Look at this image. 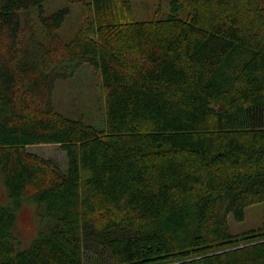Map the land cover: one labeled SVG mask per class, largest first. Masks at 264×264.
I'll return each mask as SVG.
<instances>
[{"label": "trees", "instance_id": "1", "mask_svg": "<svg viewBox=\"0 0 264 264\" xmlns=\"http://www.w3.org/2000/svg\"><path fill=\"white\" fill-rule=\"evenodd\" d=\"M262 1L172 0L187 18L134 21L129 0H89L64 42L67 7L43 16L45 0H0V176L13 201L0 204V264H85L98 247L107 262L90 264H264V217L241 234L224 217L264 201ZM83 63L100 74L101 130L52 104L54 81ZM36 144L58 145L66 167L26 150ZM23 200L46 219L26 248Z\"/></svg>", "mask_w": 264, "mask_h": 264}, {"label": "rangeland", "instance_id": "2", "mask_svg": "<svg viewBox=\"0 0 264 264\" xmlns=\"http://www.w3.org/2000/svg\"><path fill=\"white\" fill-rule=\"evenodd\" d=\"M89 0H45L43 3V16L65 8L68 12L55 33L64 42L70 41L82 24L86 13L84 3ZM131 4L132 18L134 21H147L154 18L164 19L169 16L185 19L188 17V9L179 4L172 3V0H129ZM264 4V0L262 1ZM35 10V11H34ZM38 7L29 13L30 22L34 23L35 33L39 40H45L49 36L45 29ZM26 11L21 10L22 16ZM22 25H25L22 16ZM62 79H56L52 89L53 107L63 116L74 120H82L98 130L105 128V97L101 86V79L98 70L83 63L74 71ZM28 152L37 154L45 159L56 162L60 167H66L65 153L56 144H36L26 147ZM0 204L12 206L13 201L5 191L3 179L0 176ZM225 206V205H222ZM16 213L15 231L18 234L22 248L30 245L32 239L46 219L41 217L45 207L34 201L23 200L19 206L14 207ZM223 207L220 211L222 213ZM225 219L232 233L241 234L251 230H257L264 217V201L247 206L244 209L242 220H236L229 212L225 213ZM97 247V246H96ZM85 264H90L93 258L100 262H107L101 256L100 248L93 251H86Z\"/></svg>", "mask_w": 264, "mask_h": 264}]
</instances>
